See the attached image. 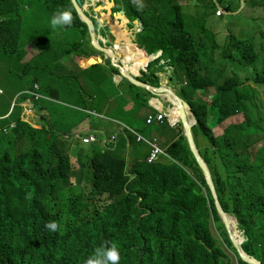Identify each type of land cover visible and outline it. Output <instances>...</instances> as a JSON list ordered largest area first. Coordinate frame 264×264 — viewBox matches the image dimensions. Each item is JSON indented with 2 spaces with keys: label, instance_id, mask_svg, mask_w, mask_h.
I'll return each instance as SVG.
<instances>
[{
  "label": "trees",
  "instance_id": "trees-1",
  "mask_svg": "<svg viewBox=\"0 0 264 264\" xmlns=\"http://www.w3.org/2000/svg\"><path fill=\"white\" fill-rule=\"evenodd\" d=\"M24 1L41 3L51 16L63 8L73 12L72 25L65 27L69 35L56 38L53 63L37 68L44 82V94L51 98L58 97L59 90L69 94L72 89L63 90L62 80L82 83L77 73L66 72L60 56L80 47L77 41L73 42L74 26H84L88 31L71 0H0V57L13 59L22 66L21 73H13L15 79L11 81H26L33 64H22L23 57L16 56L20 44L19 11ZM114 1L116 12L124 9L131 21L142 20L144 41L153 40V50L143 40L135 44L131 41L138 61L133 71L138 73L155 52L163 49L162 56L170 58L174 66V81L181 83V74L185 72L192 79L188 85L196 92L199 90V95L190 96L184 85L177 89L197 115L198 123L193 128L197 142L199 137L208 140L209 147L200 152L208 163L224 210L238 220L235 230L241 245L247 254L264 264V164H256L251 156L252 148L264 136L245 132L248 115L241 107L245 94L237 90L244 80V69L231 66L234 74L220 82L212 77V73L220 75L230 66L225 57L238 60L222 50V41L241 51L243 65L253 64L258 58L253 43L224 29L220 34L212 24L200 27L199 31L190 30L187 8L178 0H150L151 11L150 6L139 7L133 0ZM258 6H264L263 0ZM225 9L231 10L229 5ZM92 19L98 28L99 21ZM126 23L123 17V23L114 24L119 38L130 37ZM219 34L221 40L217 39ZM65 43L66 53L61 49ZM50 46L48 41V49ZM45 48L46 45L41 48L42 54ZM162 56L150 63L149 71H142L140 80L160 85V71L152 70V66ZM134 58L133 52L129 61ZM112 68L120 73L116 66ZM251 79L255 94L259 93L257 84L264 86V72ZM106 80L113 83L112 78ZM125 80L137 90L133 92L136 105H149L154 93ZM55 82L57 89L52 85ZM209 85L215 87L217 96L211 104L201 100V92ZM81 88L86 97L84 86ZM82 92L78 91L80 95ZM89 106L94 108L93 103ZM38 108L40 113L46 109L42 104ZM22 110L19 108L20 113ZM239 111L245 115L242 123L228 125L223 134L214 133L220 122ZM20 113L0 120V264H85L95 249L111 244L119 249V264H235L216 238L212 220L223 242L236 253L238 264H248L237 254L228 236L182 123L179 137L167 148L172 158L163 156L149 162L146 155L131 163L126 136L133 135L127 133L117 144L106 143L103 147L92 145L86 149L76 143L80 149L77 167L70 140L47 127L35 129L19 119ZM12 121L16 122L14 129L8 127ZM49 221L57 222L56 232L45 229Z\"/></svg>",
  "mask_w": 264,
  "mask_h": 264
},
{
  "label": "rangeland",
  "instance_id": "rangeland-1",
  "mask_svg": "<svg viewBox=\"0 0 264 264\" xmlns=\"http://www.w3.org/2000/svg\"><path fill=\"white\" fill-rule=\"evenodd\" d=\"M101 1V0H99ZM154 1V0H152ZM150 0H138L136 5L139 7H145L150 6V10L153 8V2ZM190 3V6L186 9L188 23H190V30H195L199 27H202L206 24H212L213 30L218 31L220 34H222V30H227L228 32H231L232 34L236 35L240 38H246L250 42L253 43L254 48L256 52L259 54L258 58L253 64L243 65L241 64V51L233 46H230L225 44V41L221 42V48L222 50L226 49V51L237 57L238 60H233L231 57L227 56L224 58V61L227 62L230 66L227 67L226 71H223L220 75L212 73V77L214 80L220 82L223 81L224 78L230 77V75L233 74L231 69V66L234 68H243L245 71V77L243 80V85L238 87V91L250 95L249 99L245 100L244 103L241 105V107L245 110L246 116L248 115L249 120L246 123V129L245 132L249 134H257L255 137L258 136V134H262L264 136V86L257 84V86L260 88V92L255 94V89L252 88L254 83L251 81L252 77H254L257 73L264 72V6L259 7L258 5L262 2V0H251L247 1V3H243L242 0H223L222 5L226 7V5L230 6L229 13H225L222 17H218L214 14L215 9L213 11V8L211 4L201 5L200 10L203 14L200 15H191V11L193 8H195L193 0H188ZM85 3V2H84ZM178 3L181 5V3L178 0ZM209 3V2H208ZM264 5V0H263ZM20 15H21V23L19 26L20 31V44L17 48V54L16 56L23 57V63H26V61H30V56H26L25 58V51L27 50L28 46H32L35 43V52L38 48L41 50L45 45L47 48H45L44 54L34 60L33 64L29 67L30 72L26 78V81H24L21 85H19L16 88H12L9 81V74L12 73H21L22 66L17 64L15 61L5 59L3 60L0 57V89L5 90L4 96H0V98H3L4 102H7V105L12 104L15 100L18 99L19 93L16 91L20 89H26L33 85V81L35 78L39 80V83L42 82V79L38 75L37 68H40L41 66H44L43 64H50L53 63L54 54L53 49L58 42L56 39L59 36H63L64 34H68V29L65 28H57L53 30L50 27L49 20L51 18L50 12L42 5L41 3L32 4L27 1L22 2L20 6ZM105 15H102L100 19L103 20V17ZM123 16V15H122ZM121 17V15L119 16ZM125 17V15H124ZM126 18V17H125ZM127 19V18H126ZM134 25V23H132ZM131 28V26H129ZM129 31V35L131 36L132 30L129 28H125ZM116 30V29H115ZM81 32H86L85 29H77L75 26L72 28V34H74V41H77L78 46L70 47L71 52L69 54H63L60 56V62L64 64L68 68H73L72 64L76 63L74 60H77V56L83 55L82 52V45L80 41ZM80 33V34H79ZM117 33V32H116ZM134 33V32H132ZM218 35L217 39H222L221 35ZM39 35H42L40 37H44V39L37 40V37ZM83 36H86L84 34ZM82 36V37H83ZM119 41V37L116 38V40L113 41ZM140 40L144 39L142 38V35H140ZM40 41H42L40 43ZM48 41L50 42V49H48ZM145 42V41H144ZM146 44L148 42H145ZM38 48L36 49V47ZM227 46V47H226ZM226 47V48H225ZM62 51H65L66 53V43L61 48ZM130 54V52H129ZM31 55V54H30ZM124 55V54H121ZM66 56L72 57L71 59L67 60ZM103 54H100L99 58H102ZM73 59V60H72ZM91 59V56H87L83 59V63H77L78 66V72L80 76L83 79V82L89 83L91 77L88 75V72H92V75L95 79L100 78L101 76L108 75V78L113 77L114 69L112 68V61L108 60V64L99 63L98 65L92 66V67H86L84 65L89 64ZM68 63V64H67ZM58 65L60 63L58 62ZM182 75V74H181ZM115 79V78H114ZM183 81H191V78H187L186 74L182 75ZM187 79V80H186ZM244 81H247L244 83ZM56 86V84L54 83ZM112 87L114 91L117 90V85L115 83L112 84ZM214 87V86H213ZM184 88L188 91V93L193 96L197 95V92L193 89V87L184 84ZM215 88V87H214ZM87 89V94L89 95L92 92L90 89ZM194 90V91H193ZM203 96L201 97V100L205 102V99L208 97L209 100H212L214 95V90L211 87H207L205 91H202ZM1 94V93H0ZM19 94V95H18ZM2 95V94H1ZM93 95V94H92ZM207 96V97H206ZM59 101L55 103H50L47 101H43V105L47 107L49 112V122L48 125L51 127V129L55 132H59L62 134H68V136H71L74 138L75 133L82 132L84 127H81V122L85 119V116L81 113H73L70 114L67 112L68 108H65L63 102L70 103L73 105H80V101L74 94H68L61 90H59ZM90 101V99H89ZM209 104H211V101H207ZM35 105V104H34ZM139 107L136 105V102L134 104V108ZM0 112H2L0 110ZM34 113V112H32ZM36 115V112H35ZM244 113H239L234 116H231L227 119H225L218 127L214 129L215 134H221L224 130V128L228 125V123L233 121H241L244 120ZM35 124H38L39 120L36 117ZM209 125L212 126V120H209ZM78 128L76 130H70V128ZM139 127V126H138ZM89 147V146H87ZM76 151V149H75ZM74 151V152H75ZM251 152V151H250ZM73 154V151H72ZM75 157L74 163L75 165H78L77 161V154L73 155ZM251 156L254 162L256 164H264V138L256 144L252 148ZM212 229L216 236V238L222 242V238L219 235V232L215 226L214 223H212ZM240 236L242 234L240 233ZM222 247L225 250V252L232 258L233 262L235 264H238L236 253L231 250L224 242H222Z\"/></svg>",
  "mask_w": 264,
  "mask_h": 264
},
{
  "label": "clouds",
  "instance_id": "clouds-1",
  "mask_svg": "<svg viewBox=\"0 0 264 264\" xmlns=\"http://www.w3.org/2000/svg\"><path fill=\"white\" fill-rule=\"evenodd\" d=\"M72 1V0H71ZM83 1V4H82V7H83V9H84V11L90 16V18H91V20L93 21V19L92 18H96L98 21H99V27L98 28H96V26H95V24H94V26H95V28H96V31H97V36H99V39H100V42H101V44L102 45H106V46H109V47H117V54H118V59H119V62L120 63H122V64H124L127 68H128V66H127V64L125 63V61H124V59H125V54L124 55H121L120 54V48H118V46H117V42H118V39H117V41H113V40H116V38L118 37L117 35H115L110 29V27H108V26H101V23H100V17H99V14L97 13V12H95V11H91L90 10V7L91 6H94L95 5V3H97V2H100L99 0H82ZM212 1H216L217 3H215V5H213L212 4ZM85 2V3H84ZM180 2V1H179ZM209 2V3H208ZM208 2L207 3H203V5H206V4H211V6H212V8H213V11H214V9H215V12H214V14L216 15V16H218V17H221V16H223L225 13H229V12H231L230 10H226L225 9V7L222 5V3H219L217 0H208ZM242 2H243V0H242ZM135 3V2H134ZM182 5V4H181ZM75 7V6H74ZM76 9V8H75ZM113 9H114V7H113ZM218 10H221V14H218ZM77 11V10H76ZM122 11V10H121ZM121 11H118V12H116L115 10H114V12L117 14V16H118V19H119V23H123V17H124V15H125V17L127 18V23H126V27L127 28H129V29H131L132 30V32H134V33H132L131 32V36H130V38H131V41L135 44L137 41H139L140 40V35H142V33L144 32V30H145V27H144V25H143V22H142V20L141 19H137V20H135L136 21V25H135V27H134V25H132V23H134L135 21H131V19L130 18H128V16H127V14H126V12H125V10L123 9V11L124 12H121ZM120 13H122L123 14V17H119V14ZM80 17V16H79ZM73 19H74V17H73V12H72V10H70V9H68V8H63V9H58V10H56L55 12H53V14H52V16H51V18H50V21H49V24H50V27L53 29V30H55V29H57V28H65V27H70L71 25H72V23H73ZM81 19V18H80ZM82 20V19H81ZM83 21V20H82ZM20 23H21V15H20V22H19V24H18V33H19V36H20V31H19V26H20ZM85 23V22H84ZM93 23H94V21H93ZM86 24V23H85ZM135 24V23H134ZM87 25V24H86ZM129 26H131V28L129 27ZM80 28L81 29H85V27L84 26H80ZM87 28H88V26H87ZM86 30V29H85ZM102 30H105L107 33L106 34H104V33H102L101 31ZM135 31H136V33H135ZM85 34H86V36H81L80 37V41H81V43H83L84 45L82 46V52H83V55H79V56H77L76 58H77V60L75 61L74 60V62L76 63H83V59L85 58V57H87V56H91V58H96V59H100L99 58V56H100V54H103V57L101 58L102 59V61H99V62H94V63H89V64H87V65H84V66H86V67H92V66H95V64H99V63H103V64H107V65H109L108 64V60H111L112 61V67L113 66H116L117 68H119V70H120V73H117V72H113V77H112V80H113V83H115V82H117L116 81V79H117V77L118 78H120L121 80V82L123 81V80H125V78H127L126 76H124L123 75V73H122V71H121V69H120V67L119 66H117V65H115L114 64V62H113V56H112V54L110 53V52H108V51H102V50H99L98 51V49L95 47V46H93L92 45V43H88V39H90L91 40V37H90V33H89V29H88V31H86V32H84ZM134 35H136V37H134ZM40 36H42V35H39L38 37H40ZM37 37V38H38ZM20 38H21V36H20ZM142 38H143V35H142ZM125 41H123V43H124ZM146 42V41H145ZM149 42H150V40L148 41V45H149V47L153 50V48L150 46V44H149ZM32 51H35V43H34V45H32V46H28ZM38 48V46L36 47V49ZM27 52V50L25 51V53ZM36 52H37V50H36ZM97 52H99L98 54H97ZM163 49H160L159 51H157V52H155L154 53V57H152L149 61H148V63H147V65L146 66H143L142 68H140V70H139V72L137 73V72H135V71H133V70H131L130 68H128L129 69V71L132 73V74H134L136 77H137V79H139V77L140 76H142L143 75V73H142V71L144 70V71H149L150 70V68H149V66H150V63L152 62V61H154L155 59H157V58H159L160 56H162L163 55ZM69 54V53H68ZM25 55V54H24ZM40 56H42V52H41V50H39V48H38V53H37V55L36 56H34L33 58H31V60L30 61H26V63H23L22 62V64H28V63H33L34 62V60H36L37 58H39ZM150 56H153V54H150ZM25 58H26V55H25ZM66 58H67V60H69V59H71L72 57H69V56H66ZM5 60V59H4ZM73 60V59H72ZM23 61V60H22ZM77 63H76V65H75V67H73V68H68V67H66L64 64H63V66L65 67V70H66V72H69V71H72V72H75V73H77L78 75H79V79H80V81H81V83H82V85L84 86V88H85V95H86V97H84V95H83V92H82V88H81V86L82 85H80V84H78L77 82H72V81H69V80H62V82H63V85L65 86L64 88H63V90L64 89H66V90H69L70 88L72 89L71 90V92L69 93V94H74V95H76V97L78 98V100L80 101V105H73V104H70V103H66V102H63L62 104H64V105H62V106H64L65 108H68L67 109V112L68 111H73V112H75V113H81V114H85V115H87V118L88 119H91V118H98V116H104L103 114H101V113H99V112H97L94 108H95V106H94V103H93V95L90 93L89 95L87 94V89H86V87H85V85L83 84L84 82H83V79H82V77L80 76V74H79V72H78V66H77ZM68 64V63H67ZM161 67H164V70L163 71H161L160 70V68ZM152 70H154V71H160L159 72V75L161 76V83H160V85L159 86H157V85H155V84H153L154 86H156V87H161V86H163V85H167V86H171L177 93H178V88L179 87H181L182 85H184V84H186V85H188V81L189 80H187V81H183V79L181 80V83L179 82V81H174V78L175 79H177V77H176V75H174L173 74V72H174V66L173 65H171V59L170 58H168V57H163L162 56V60L159 62V63H157V64H155L154 66H152ZM227 70V69H226ZM230 70H232V72H234L233 71V69L231 68ZM183 74H185V72H182V75ZM234 74V73H233ZM232 74V75H233ZM163 75H166L168 78L165 80V83H163L162 84V80H163ZM232 75H230V76H232ZM15 79V75L12 73V72H10V74H9V81H10V85H11V87L12 88H16V87H18L19 85H21L22 83H14V82H12L11 81V79L14 81V79ZM106 78H108V75H106L105 76V79ZM115 78V79H114ZM187 78L189 79V77L187 76ZM127 79H129V78H127ZM173 79V80H172ZM130 80V79H129ZM140 80V79H139ZM115 81V82H114ZM130 81H132V80H130ZM141 81H143V80H141ZM34 82V81H33ZM133 82V81H132ZM144 82H146V81H144ZM14 83V84H13ZM125 83H129L128 81H126L125 80ZM133 83H135V82H133ZM148 83H150V82H148ZM55 84H56V86H57V83L55 82ZM116 84V83H115ZM136 84V83H135ZM152 84V83H151ZM44 82L42 81L41 83H39V80H37L36 82H34L33 83V85L32 86H30V87H28V88H26V89H20V90H18V91H16L17 93H21L20 95H19V97H18V99L17 100H15L12 104H10V105H7V102H4V100H3V98H0V110L2 111V112H0V120H7V119H10L15 113H20L19 112V108H23V110H22V112L20 113V116H19V119L21 120V121H23V122H27V123H29L32 127H34L35 129H41L42 127H47V128H49L50 130H52L51 129V127L48 125V122H49V112H48V109H47V107L46 106H44L43 105V101H47V102H50V103H55V102H57V101H59L58 99H59V96L58 97H55V98H51L49 95H47V94H44L43 92H42V89L43 90H45L44 88ZM53 85V88H55V89H57V87L54 85V83L52 84ZM129 85H130V83H129ZM138 85V84H137ZM241 85H243V82L242 83H240L239 84V86H241ZM139 86H141V85H139ZM238 86V87H239ZM130 87L132 88V86L130 85ZM141 87H144V86H141ZM208 87H211V88H213V90H214V95H213V98H212V100L213 99H216V89L213 87V85H209ZM144 88H146V87H144ZM134 89V88H133ZM146 89H148V90H150L151 92H153L154 94H153V96L154 95H156L157 97H154V99L156 98V99H158L162 104H163V106H162V109H168L169 111H166V110H161L158 114H156V115H154V114H151L150 116H149V119H148V121H149V123H152V122H154L155 120H160V121H163L164 123H168V124H172V125H174V126H177V127H180V124L182 123L183 124V120H182V118H181V113H180V110H179V108L176 106V105H174L173 104V102H171V100L168 98V97H165V98H163L162 96H160V95H158L154 90H151V89H149V88H146ZM238 90V89H237ZM62 91V90H61ZM78 91H81L82 92V95H80L79 93H78ZM137 90L136 89H134V91L133 92H136ZM64 92V91H63ZM132 92V96H133V93ZM0 93L2 94H0V96H4L3 94H5L6 92H5V90H1L0 89ZM241 93V92H240ZM179 94V93H178ZM227 94H228V96L229 97H232V92L231 91H228L227 92ZM180 95V94H179ZM197 95H199V90L197 91ZM153 96H151L150 97V101H149V105H146V106H150V103H151V101H152V97ZM181 96V95H180ZM207 97V96H206ZM152 98V99H151ZM208 98V97H207ZM205 99L206 100V102L207 101H212V100H209V98L208 99ZM89 99H90V101H89ZM133 99H134V96H133ZM185 99V98H184ZM247 99H249V96L248 95H246L245 94V97H244V101L245 100H247ZM186 100V99H185ZM134 101H135V99H134ZM188 101V100H187ZM40 102V103H39ZM136 102V101H135ZM166 102H168V103H170V106L169 107H165L166 106ZM189 102V101H188ZM39 103V104H38ZM91 103H93V106H94V108H91L90 106H89V104H91ZM190 103V102H189ZM35 104V105H34ZM40 104H42L46 109H45V111L43 112V113H40L39 112V108H38V106L40 105ZM142 105V104H141ZM143 106V105H142ZM87 107V108H86ZM175 108H178V110H179V113H180V116L178 117V119H175L174 118V114H173V110L175 109ZM194 110V109H193ZM32 112H34V113H32ZM35 112H36V115H35ZM161 113H164L165 114V117L163 118V119H160L159 118V115L161 114ZM239 113H242V112H236V113H234V114H232V115H230V116H228L227 118H229V117H231V116H234V115H236V114H239ZM244 113V112H243ZM196 114V113H195ZM44 115L45 116H47V118L46 119H44ZM197 116V115H196ZM244 116V120H245V115H243ZM38 118V120H39V122H38V124H36V125H34L36 122H35V118ZM151 117H152V120L150 121V119H151ZM247 117V116H246ZM226 118V119H227ZM244 120H241V121H233V122H230V123H228V125H230V124H237V123H242V121H244ZM247 121H248V117H247ZM35 122V123H34ZM223 122V121H222ZM222 122H220L216 127H218ZM198 123V122H197ZM196 123V124H197ZM81 124V127H84V129H83V131L82 132H77V133H75V136H74V138L73 137H71V136H68V134H62V133H59V132H55V131H53V132H55V133H59L60 135H63L65 138H67L68 140H70V142L71 143H73V145L71 146V155L73 156V155H75V154H77V161H78V156H79V151H80V149H79V147H78V145H76V143H78V144H80L81 146H83V147H85L86 149H89L92 145H99V146H104L106 143H108V144H110V145H113V144H115L116 143V139H113V143H109V142H105V143H102V142H99L100 141V137H99V134H100V131H98V130H91V129H88L87 128V126L86 125H84L82 122L80 123ZM195 124V125H196ZM194 125V126H195ZM227 125V126H228ZM194 126H193V128H194ZM226 126V127H227ZM8 127L9 128H11V129H14V128H16V122H14V121H12L11 123H9L8 124ZM215 127V128H216ZM225 127V128H226ZM123 128H124V130L126 131V133H129V134H131V135H133V137L135 136L134 135V133L137 135V137L136 138H138L139 139V141H143V142H146L147 144H149L150 146H151V151H150V153L148 154V156H147V159H148V161L149 162H155V161H157V160H160L163 156H165V157H169V158H172V156L168 153V151H167V148L172 144V142L173 141H175L178 137H179V134H180V130L181 129H179V133H178V136L167 146V147H163L160 143H159V141L157 140V139H151V138H148L147 136H144V135H142L141 134V132L139 131V130H137V129H135V128H133V127H131V126H127V125H125V126H123ZM183 128H184V133L186 134V131H185V127H184V124H183ZM214 128V129H215ZM225 128H224V130H223V132L221 133V134H223L224 133V131H225ZM78 129V128H77ZM214 129H213V131H214ZM70 130L72 131V130H75V128H70ZM193 132H194V130H193ZM195 135V134H194ZM216 135H220V134H216ZM187 136V135H186ZM188 138V137H187ZM196 138V137H195ZM200 139H201V137H199V143L197 142V139H196V142H197V146H198V148H199V150H203V151H206V149L209 147V143H208V140L207 139H204L205 141H206V147L205 148H202L201 147V145H200ZM116 140V141H115ZM189 141V140H188ZM153 144H157V145H159L162 149H164L165 150V153H162L161 155H160V157L158 158V159H156V160H154V161H150L149 160V158H150V156H151V153H152V150H153V148H154V146H153ZM189 144H190V142H189ZM87 146H89V147H87ZM191 146V145H190ZM200 146V147H199ZM75 149H76V151H75ZM192 149V148H191ZM72 151H73V154H72ZM75 151V152H74ZM201 153V152H200ZM201 155H202V153H201ZM203 156V155H202ZM197 158V157H196ZM203 158H204V156H203ZM74 159H75V157L73 156V162H74ZM198 160V159H197ZM204 160H205V158H204ZM206 161V160H205ZM199 162V161H198ZM206 163H207V161H206ZM75 164V163H74ZM200 164V163H199ZM208 164V163H207ZM77 167H79V162H78V165H76ZM201 166V165H200ZM202 167V166H201ZM208 168H209V166H208ZM203 169V168H202ZM209 170H210V168H209ZM205 173V172H204ZM210 173H211V171H210ZM206 175V174H205ZM211 175H212V173H211ZM206 178H207V176H206ZM212 178H213V176H212ZM208 180V179H207ZM213 181H214V179H213ZM209 185V184H208ZM218 194V193H217ZM213 195V194H212ZM214 198V197H213ZM218 198H219V196H218ZM215 200V199H214ZM220 200V199H219ZM222 204V203H221ZM216 205V204H215ZM218 211V210H217ZM226 211V210H225ZM227 212V211H226ZM229 213V212H228ZM219 214V213H218ZM229 214H231V213H229ZM232 215V214H231ZM220 216V215H219ZM233 218H235L234 216H232ZM221 218V217H220ZM236 219V218H235ZM222 220V219H221ZM237 220V219H236ZM223 222V221H222ZM237 222H238V220H237ZM212 223H214L215 224V221L214 220H212ZM223 224H224V222H223ZM238 226H239V223L237 224ZM215 226H216V224H215ZM58 224H57V222L56 221H49V222H47L46 224H45V229L46 230H48V231H50V232H56L57 230H58ZM224 227H225V224H224ZM217 228V227H216ZM226 229V228H225ZM227 231V230H226ZM239 231H240V233L241 234H243V232L239 229ZM228 233V232H227ZM228 236H229V234H228ZM235 236V235H234ZM236 237V239L238 240V236L236 235L235 236ZM222 238V237H221ZM230 238V237H229ZM231 240V239H230ZM222 242H223V240H222ZM232 242V241H231ZM225 243V242H224ZM233 244V243H232ZM234 246V245H233ZM240 246L242 247V245L240 244ZM235 248V247H234ZM236 249V248H235ZM242 249H243V247H242ZM232 250V249H231ZM244 250V249H243ZM236 252H237V250H236ZM244 252H245V250H244ZM246 253V252H245ZM237 254L239 255V253L237 252ZM247 254V253H246ZM249 255V254H248ZM240 256V255H239ZM250 256V255H249ZM241 257V256H240ZM253 257V256H252ZM242 258V257H241ZM255 258V257H254ZM120 259H121V255H120V252H119V249H118V247L115 245V244H111L110 246H101L100 248H97V249H95V251H94V254L92 255V256H90L86 261H85V264H119V262H120ZM243 259V258H242ZM256 259V258H255ZM244 260V259H243ZM259 261V260H258ZM248 263V262H247Z\"/></svg>",
  "mask_w": 264,
  "mask_h": 264
},
{
  "label": "crops",
  "instance_id": "crops-1",
  "mask_svg": "<svg viewBox=\"0 0 264 264\" xmlns=\"http://www.w3.org/2000/svg\"><path fill=\"white\" fill-rule=\"evenodd\" d=\"M135 3L138 0H133ZM180 3L188 8L190 3L188 0H179ZM195 8L192 9L191 15H200L203 14L200 10V6L203 3H207L208 0H193ZM116 5L114 0H101L100 2L95 3L94 6L90 7L91 11H95L99 14V17L105 15L100 20L101 26L110 27L111 31L114 32V24L119 22L117 14L114 12L113 7ZM222 17V16H221ZM189 17H187L188 19ZM134 27L136 25V21L134 22ZM201 30L199 27L197 31ZM136 33V31H135ZM153 33V27H152ZM136 37V35H134ZM150 46L153 48V40L150 39ZM31 54V55H30ZM26 56H30L33 58L37 55V52L32 51L29 47H27ZM92 60L89 63H94ZM75 67L74 64H72ZM88 75L91 77L89 83L84 82L86 88L90 89L93 94V103L95 106V110L104 116H98V118L88 119L87 115L85 119L82 121L84 125L87 126L88 129L98 130L100 131L99 137L102 143L109 142L113 143V139H116L117 144L119 141L123 140V137L127 134L124 130L123 126H131L141 132L142 135L147 136L151 139H157L159 143L163 147H167L177 136L180 127L174 126L171 123H164L160 120H155L152 123H149L148 119L151 114H158L161 110L169 111L168 109H162L163 104L158 100L154 99L157 97L154 95L151 99L150 106H142L134 108L135 101L132 96L133 88L130 87L129 83H125V80L122 82L121 79L117 77L116 85L117 90L114 91L112 84L109 83L105 76H101L98 79H95L92 75V72H88ZM162 84L165 83V80L168 78L166 75H163ZM202 95V92H201ZM208 99V98H207ZM170 103L166 102L165 107H169ZM70 114L75 112L68 111ZM139 126V127H138ZM77 128L75 127V130ZM134 137L130 138L126 136L128 139V144L130 145V149L128 151L129 161L132 163L136 161L139 157H145L151 151V146L146 142L139 141L137 135L134 133ZM200 145L202 148L206 147V141L201 138Z\"/></svg>",
  "mask_w": 264,
  "mask_h": 264
},
{
  "label": "water",
  "instance_id": "water-1",
  "mask_svg": "<svg viewBox=\"0 0 264 264\" xmlns=\"http://www.w3.org/2000/svg\"><path fill=\"white\" fill-rule=\"evenodd\" d=\"M72 3L75 6L77 13L80 16V18L83 20V22H85L87 24L88 29H89V33H90V37H91V43L93 46H95L98 49V51L102 50V51L110 52L113 56L114 64L120 67L124 76H126L127 78H129L130 80H132L133 82H135L138 85H141V86H144V87L149 88L151 90H154L158 95L162 96L163 98L168 97L171 100V102H173V104L179 108L180 113H181V118L183 120V124L185 127L186 135H187L188 140L190 142L192 151L194 152L195 156L197 157L200 165L202 166V168H203V170L207 176L209 187H210L211 192L213 194V197L215 199L216 208L218 210V213H219L222 221L225 224V228L229 234V237H230L234 247L236 248L239 255L246 262H248V264H261L260 261H258L257 259H255L252 256H249L248 254H246L244 252V250L240 246L239 241L236 239V237L232 233V228H236L238 222L235 218L232 217L231 214H229L228 212H226L224 210V208H223V206H222V204L218 198L217 190H216L212 175L210 173V170L208 168V164L204 160V158L201 155L200 150L197 146L196 138H195V135L193 132V126L198 122V118H197V116L193 110L192 105L187 100H185L182 96H180L171 86L163 85L161 87H156L151 83L144 82V81L137 79V77L134 74H132L124 64L119 62L116 46L115 47H109V46L101 44L99 36H97V31H96V28L94 26L93 21L91 20L90 16L84 11V9L82 7L83 1L82 0H72ZM121 12H124V11L122 10ZM98 53L99 52H97V54ZM92 60H94L95 63L102 61L101 58L100 59L91 58L90 61H92Z\"/></svg>",
  "mask_w": 264,
  "mask_h": 264
},
{
  "label": "bare ground",
  "instance_id": "bare-ground-1",
  "mask_svg": "<svg viewBox=\"0 0 264 264\" xmlns=\"http://www.w3.org/2000/svg\"><path fill=\"white\" fill-rule=\"evenodd\" d=\"M123 41H125V42L123 43ZM124 45H127V46L131 45V48H126ZM117 46H118V48H120V54H123V53L125 54L126 57H125L124 61L127 64L128 68H130L131 70H134L135 67H137V65H138V61H137L135 46L131 43L130 37L124 35L121 38H119V41L117 42ZM129 52H130V54H129ZM133 52H134L135 58L133 61H129ZM173 114H174V118L178 119V117L180 116L178 108H175L173 110ZM232 233H233V235L238 236V241L240 244H242L243 242L239 238V235L237 234L235 228H232Z\"/></svg>",
  "mask_w": 264,
  "mask_h": 264
},
{
  "label": "built area",
  "instance_id": "built-area-1",
  "mask_svg": "<svg viewBox=\"0 0 264 264\" xmlns=\"http://www.w3.org/2000/svg\"><path fill=\"white\" fill-rule=\"evenodd\" d=\"M218 14H221V10H218ZM164 117H165L164 113H161L159 115L160 119H163ZM151 120H152V117H151L150 121ZM153 146H154V148H153L151 156L149 158L150 161H154V160L158 159L162 153H165V150L162 149L159 145L153 144Z\"/></svg>",
  "mask_w": 264,
  "mask_h": 264
}]
</instances>
